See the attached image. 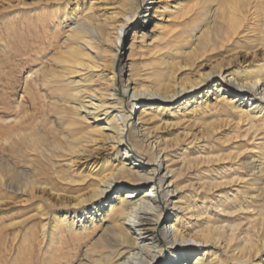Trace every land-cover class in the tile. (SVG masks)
Returning <instances> with one entry per match:
<instances>
[{
  "label": "bare ground",
  "instance_id": "1",
  "mask_svg": "<svg viewBox=\"0 0 264 264\" xmlns=\"http://www.w3.org/2000/svg\"><path fill=\"white\" fill-rule=\"evenodd\" d=\"M17 2L73 24L0 118L8 264H264V0Z\"/></svg>",
  "mask_w": 264,
  "mask_h": 264
},
{
  "label": "rangeland",
  "instance_id": "2",
  "mask_svg": "<svg viewBox=\"0 0 264 264\" xmlns=\"http://www.w3.org/2000/svg\"><path fill=\"white\" fill-rule=\"evenodd\" d=\"M85 1L88 3L95 2L97 4H109L111 0ZM18 4L17 0H6V3H3V5L6 6L2 7L3 9L0 10L1 119L8 117L15 118L17 105L21 101L26 103L29 109L34 112L32 98H30L24 91L25 83L28 82L31 91H34L36 84L32 82L35 77V75H33L31 78L32 73L39 70L37 75H42L40 69L42 68L43 63L41 59L44 55L47 56V58L49 57L47 61H44L47 65V69L51 68L49 61L53 56L56 57L61 51H65L64 48L60 50L58 46H63L64 38L66 37L64 33L65 31L68 32L71 29L69 27L73 24L70 18L61 21L58 17L55 22H52L48 15H40L41 17H39V21L37 15L38 12L42 10V7L31 5L23 9L21 6L18 8ZM40 14L42 13L40 12ZM146 15H148L149 19L151 18V13H149L148 10H143L142 17ZM50 33H55V39H52ZM154 35L155 34H152V37L147 39L148 43H152L153 40H156L158 35ZM128 37L129 36H127V38ZM127 41L130 42V38L127 39ZM53 48H55V50ZM103 49L106 48L103 47ZM126 56L124 57L126 58ZM140 60L146 59L144 56L140 55L137 60L139 65L141 62ZM234 66H238V63L234 64ZM229 70H234L233 66L230 67ZM29 71H31L30 74L28 73ZM27 77H29L28 81H26ZM37 79L39 78L37 77ZM39 82L37 85L38 88H40V92L45 93L50 103L56 101L59 97V93L48 91L46 87H43V81ZM31 93L35 95L37 91ZM30 96L33 97L32 95ZM174 117L175 116L163 114L160 118L171 123L173 122L172 119ZM9 150L10 149L4 153L0 150V169L6 170L5 166L10 164L11 168L15 169V171H22L24 165L20 160L19 149L15 148L10 150V154L12 153L11 155L9 154ZM13 152L15 153L13 154ZM18 202H20L19 196L12 194V197H10L9 193L6 190H3L0 186V264H8V250H11L12 254L14 253V257H16L18 245H16L17 242H13V237H16V234L22 229L18 222L22 221L24 216L29 214V210L32 207V204L24 206ZM217 222L220 223V221Z\"/></svg>",
  "mask_w": 264,
  "mask_h": 264
}]
</instances>
